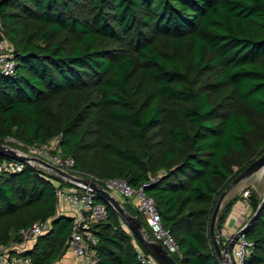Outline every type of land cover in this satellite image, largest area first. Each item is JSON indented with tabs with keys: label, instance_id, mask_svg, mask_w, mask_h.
I'll return each instance as SVG.
<instances>
[{
	"label": "trees",
	"instance_id": "obj_1",
	"mask_svg": "<svg viewBox=\"0 0 264 264\" xmlns=\"http://www.w3.org/2000/svg\"><path fill=\"white\" fill-rule=\"evenodd\" d=\"M3 35L16 69L0 70V142L62 134L78 170L146 184L179 264H223L212 213L264 152V0H0ZM66 184L29 163L0 172V244L49 219L24 254L56 262L73 232L74 218L57 213L56 187ZM249 201L251 216L261 199ZM105 204L107 220L94 225L99 264H149ZM244 234L254 243L244 264H264V206Z\"/></svg>",
	"mask_w": 264,
	"mask_h": 264
},
{
	"label": "built area",
	"instance_id": "obj_2",
	"mask_svg": "<svg viewBox=\"0 0 264 264\" xmlns=\"http://www.w3.org/2000/svg\"><path fill=\"white\" fill-rule=\"evenodd\" d=\"M16 62L12 55L11 44L3 35L0 39V70L6 74L14 73ZM62 134L57 135L43 143L22 144L23 152L27 156H36L49 161L58 168L72 173L78 177L89 178L104 186L107 190L122 196L124 200L135 201L140 213L146 218L152 232L154 241L160 242L170 253L182 258V254L174 237L164 228L162 216L157 209L153 197L145 193V185L134 187L123 178L100 179L93 175H87L76 168V160L72 156H66L62 149ZM25 162L10 157H0V172L17 173L25 168ZM34 165L43 167L40 163ZM154 178L153 180H155ZM72 183V182H71ZM75 187H56L57 213L60 208L69 206L77 208L79 213L73 217V232L67 242L66 249L79 260V264H99V253L97 246L99 237L96 234L94 225L105 222L108 218L106 204L99 199L93 189L82 183H73ZM243 194L247 199L245 205L250 208L249 197L251 192L244 190ZM51 221L39 219L31 226L23 228L17 233V237L6 243L0 244V264H34L30 256L25 255L21 244L35 242L36 239L50 229ZM232 237L226 238V243ZM138 257L149 264H159L149 253L146 254L136 244ZM254 247L253 241L245 234H241L232 249L231 258L234 264H244Z\"/></svg>",
	"mask_w": 264,
	"mask_h": 264
},
{
	"label": "water",
	"instance_id": "obj_3",
	"mask_svg": "<svg viewBox=\"0 0 264 264\" xmlns=\"http://www.w3.org/2000/svg\"><path fill=\"white\" fill-rule=\"evenodd\" d=\"M0 155L17 159L32 165H34V162H38L43 166L42 168L51 170L52 172L61 176L69 182L82 183L89 186L91 189H93V191L97 193L101 201L111 205L120 214L121 218L127 224L132 233L140 240L143 246L159 264H179L173 254L170 253L160 242H156L147 237L143 220H141L139 216L133 215L129 211H127L121 199L117 197V195L107 190L101 184H98L97 182L89 178L78 177L72 173L62 170L42 158L36 156H27L22 150L14 148L13 146L8 144H0ZM259 173H264V152L259 157H257L235 180H233V182L228 186V188L218 199L216 207L212 213L209 234L214 246L215 253L223 264H234L231 258L232 249L235 247L239 235L243 234L249 227V225L254 221V219L259 215L264 206V196L257 210L253 213L248 222L236 234H234V236L226 243V246L224 248L221 246V239L216 232V225L222 202L234 187L240 185L241 183L247 181L248 179Z\"/></svg>",
	"mask_w": 264,
	"mask_h": 264
},
{
	"label": "crops",
	"instance_id": "obj_4",
	"mask_svg": "<svg viewBox=\"0 0 264 264\" xmlns=\"http://www.w3.org/2000/svg\"><path fill=\"white\" fill-rule=\"evenodd\" d=\"M48 171H51V170H48ZM62 179L65 180L66 183H68L64 185L63 187H70V188L75 187V184L67 181L64 178ZM247 185H249L248 182H243L240 185L234 187L227 194V196L222 202V206H221L219 213H221L223 210L227 211V213H226V218L224 220V223L222 227L220 228V230L217 229V225H216V232L219 238L225 244H226V238L233 237L234 234H236L248 222V220L252 216V215L249 216V214L251 213V210L246 207L245 203L247 199L245 198L243 194V190ZM121 201L124 205L125 200L121 199ZM129 203L133 207L137 208L135 201H130ZM78 213L79 211L77 208H72L69 206H64L60 208L58 212V214H63L66 216H71V217H75ZM33 246H34V242H26V243L21 244V249L23 251H27V250H30ZM53 264H79V260L70 251L65 249V252L63 253V255Z\"/></svg>",
	"mask_w": 264,
	"mask_h": 264
},
{
	"label": "rangeland",
	"instance_id": "obj_5",
	"mask_svg": "<svg viewBox=\"0 0 264 264\" xmlns=\"http://www.w3.org/2000/svg\"><path fill=\"white\" fill-rule=\"evenodd\" d=\"M7 41H8V39H7ZM10 142H13V143H10ZM0 144H8V145L13 146L14 148H18V149H20L22 151L24 150V147L22 145H20L17 141L14 142V141H12L10 139H6V140H4V142H0ZM50 172L54 173L52 171H50ZM245 182H248L249 185H247L244 188V190H249L250 192H252V194L256 195L258 197V199L262 200V198L264 196V173L263 174H256L255 176L251 177L250 179H248V181H245ZM117 197H119L122 200H124L122 198V196H120L118 193H117ZM145 220H146V218H145ZM146 223L148 224L147 220H146ZM147 224H145V229H146V235H147V237H149L150 236V231H149V228H148ZM124 227L129 232H131V230L129 229V227L127 226V224L125 222H124Z\"/></svg>",
	"mask_w": 264,
	"mask_h": 264
},
{
	"label": "bare ground",
	"instance_id": "obj_6",
	"mask_svg": "<svg viewBox=\"0 0 264 264\" xmlns=\"http://www.w3.org/2000/svg\"><path fill=\"white\" fill-rule=\"evenodd\" d=\"M259 174H263V173H259ZM149 226V225H148Z\"/></svg>",
	"mask_w": 264,
	"mask_h": 264
}]
</instances>
